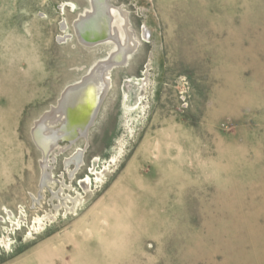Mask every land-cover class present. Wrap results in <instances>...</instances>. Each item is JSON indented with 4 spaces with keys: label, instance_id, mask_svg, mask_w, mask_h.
<instances>
[{
    "label": "rangeland",
    "instance_id": "1",
    "mask_svg": "<svg viewBox=\"0 0 264 264\" xmlns=\"http://www.w3.org/2000/svg\"><path fill=\"white\" fill-rule=\"evenodd\" d=\"M109 1L138 51L111 71L89 144L48 152L40 188L33 124L113 45L76 39L87 0H0V264H264V0ZM64 192L84 203L55 212Z\"/></svg>",
    "mask_w": 264,
    "mask_h": 264
},
{
    "label": "bare ground",
    "instance_id": "2",
    "mask_svg": "<svg viewBox=\"0 0 264 264\" xmlns=\"http://www.w3.org/2000/svg\"><path fill=\"white\" fill-rule=\"evenodd\" d=\"M87 1L89 8L85 9L73 24L76 39L85 46L112 44L113 49L105 58L97 60L77 81L67 85L57 106L46 111L33 124L31 138L43 152L40 188H43L49 182L51 183L54 179L51 168L55 158H46L49 151L55 148L54 150H60L61 152L67 145H71L81 138L89 144L90 131L92 127L97 126V119L102 111V106L112 88L111 71L115 67L124 65L129 55L138 51L140 45L130 27L128 11L120 6L113 5L109 0ZM61 28L62 32H65V34L59 36L61 39L71 37L70 34L66 33L65 21L61 24ZM146 29L148 28L144 25L142 29L144 35H147ZM93 40L96 42H92ZM83 81H86V84L84 83L85 85L82 87L83 84L81 85V83ZM144 82L143 88L146 90ZM58 138L61 139L58 140ZM65 140V146H61V143ZM86 147L76 148L77 150L71 154L72 157L68 156L66 158L63 172L64 179H66L65 177L69 180L77 178L76 174L80 171L81 165L84 164ZM108 173L109 165L104 166V169L97 173V180L104 179ZM58 181L61 185L59 191L71 188L67 181ZM90 184L91 178L89 176L81 180V186L85 193L91 192ZM53 197L58 200V204L53 205L55 212L59 207H64L65 211H73L84 203V197L79 192L76 195L66 194L65 192L63 194L53 193ZM38 199V195L33 197L34 202H37ZM54 210L36 217L37 229H43L54 218Z\"/></svg>",
    "mask_w": 264,
    "mask_h": 264
},
{
    "label": "water",
    "instance_id": "3",
    "mask_svg": "<svg viewBox=\"0 0 264 264\" xmlns=\"http://www.w3.org/2000/svg\"><path fill=\"white\" fill-rule=\"evenodd\" d=\"M95 40H93L92 42H94ZM99 41V40H98ZM96 42V41H95ZM86 82V81H85ZM84 81L81 83L82 87L86 84ZM85 83V84H84ZM61 138H58V140H60ZM66 141V140H65Z\"/></svg>",
    "mask_w": 264,
    "mask_h": 264
}]
</instances>
